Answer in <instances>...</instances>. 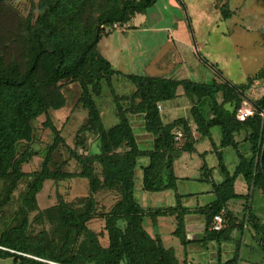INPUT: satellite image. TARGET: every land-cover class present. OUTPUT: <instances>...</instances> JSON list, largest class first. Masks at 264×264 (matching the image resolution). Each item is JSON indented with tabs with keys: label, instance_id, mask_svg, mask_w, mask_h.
Instances as JSON below:
<instances>
[{
	"label": "trees",
	"instance_id": "1",
	"mask_svg": "<svg viewBox=\"0 0 264 264\" xmlns=\"http://www.w3.org/2000/svg\"><path fill=\"white\" fill-rule=\"evenodd\" d=\"M8 1L0 0V9L7 7ZM156 2L39 0L35 21L32 22L30 13L20 22L16 38L9 39V46L5 44L0 47V216L13 199L18 185L24 180L28 181L27 192L13 220L18 224L0 230V248L52 264H187L183 251L191 242H187L185 237L186 211L179 207L164 212H147L135 197V170L139 159L148 160L147 166L142 169V191L155 194L176 189L178 179L173 170L174 155L195 152L196 140L187 121L178 120L164 125L159 114L158 105L175 99L178 87H182L184 96L191 102V116L200 138L210 140L211 129L218 127L220 148L237 151L235 137L243 131L248 134L247 154L238 153L239 162L232 174L224 165L221 152L214 150L222 176L220 184L212 182V170L205 164L202 166L203 180L213 184L215 201L199 211L205 221L203 239L199 244H229L234 242L233 232L238 231L243 237L247 229L264 237V225L247 208L249 195L253 191L257 190L264 200V153L263 167L260 165L264 146V96L252 102L255 106L252 117L244 121L236 118V112L244 100L243 95L254 83H264V67L246 84L233 89L224 82L196 84L122 75L99 51L101 39L111 34H106L101 27L114 23L123 26L135 15H145ZM8 50L14 55L10 60L4 55ZM63 81L79 86L78 103L86 112V122L78 130L81 136L76 147L84 146V134L96 137L97 144L94 151L87 154H79L76 148H67L68 161L74 160L80 170L75 174L63 172L62 165L54 171L48 166L50 155L64 143L50 116L67 103L60 85ZM119 82L124 83L126 90L123 93L118 92ZM103 97L112 100L111 113L117 120L109 128L104 125L106 121L98 105ZM203 100L211 103L212 118L208 121L198 109ZM227 104L231 105V110L225 108ZM136 115L143 116V131L153 138L151 151L141 152L137 146L129 122V117ZM41 116L46 118L43 127L49 129L53 136L51 143L44 149L26 147L22 154L19 153L20 144L28 145L33 141L32 123ZM175 129H180L181 138L178 141L175 140ZM122 149L124 151H119ZM33 157L42 159L40 169L25 174L22 167ZM77 178L86 180L89 185L90 197L80 201L84 206L73 209L59 200L56 206L45 212L56 214L60 221L62 243L50 248L28 243L21 233L27 226L28 213L37 210L36 197L43 185L47 181L57 184ZM237 178H241L246 185L244 195L235 191ZM112 191L118 193V199L107 212H96L94 194ZM235 200L244 202L242 218L228 210L229 202ZM166 212L174 216L171 237L177 242V248L167 245L159 235H150L144 226L146 220L150 221L151 228L156 226L158 218L166 216ZM220 213L223 217L222 228L213 231V219ZM4 218L8 220L5 226L8 227L12 220L0 217V223ZM96 218L102 224L99 232L87 226L89 221ZM81 236L84 239L76 246L75 242ZM102 238L106 239V245L101 244ZM240 250L237 244L233 257L225 263L221 260V253H218L216 264H238ZM262 252L264 254V249ZM15 253L0 250V258L13 257L21 264H48Z\"/></svg>",
	"mask_w": 264,
	"mask_h": 264
},
{
	"label": "rangeland",
	"instance_id": "2",
	"mask_svg": "<svg viewBox=\"0 0 264 264\" xmlns=\"http://www.w3.org/2000/svg\"><path fill=\"white\" fill-rule=\"evenodd\" d=\"M38 1L9 0L7 7L0 9V47L5 44L9 46V39L16 38L20 22L26 19L30 13L32 22L35 21ZM156 28L163 30L155 33L153 30ZM165 29H168L169 33H166ZM122 30L126 33L121 35L119 34L121 31H117L112 33L108 40L115 39L119 44L125 40L127 47L122 51L117 46L119 55L111 54L112 56L109 57L114 63V67L123 75H161L163 73L159 72L160 70H164L166 66L171 68L174 65L173 78L178 77L182 81L198 84L224 82L236 87L246 84L264 67V0H157L154 7L148 9L145 15H135L122 26ZM167 34L172 36L174 42ZM102 40L107 41L104 37ZM4 55L9 60L14 56L10 50L5 51ZM171 61H173L172 64H170ZM123 84L122 82L117 84L119 93L126 90ZM60 85H62V93L67 103L60 111L54 114L50 113V116L64 143H61L50 155L48 166L54 171L62 165L63 172L75 174L80 170L74 160L68 161L67 148H76L79 154L93 152L97 146L96 137L84 134L82 135L85 140L84 146L76 147V142L81 136L78 135V130L86 122V112L78 103L79 86L67 81H63ZM244 96L251 102L259 100L264 96V83L261 81L254 83ZM98 105H100L103 118L106 121V123L103 121L106 128L115 125L117 120L111 113L112 100L103 97L98 101ZM162 105L172 108L170 107L171 103H162ZM225 108L231 110L232 107L227 104ZM172 112L176 114L174 118L184 116L182 110L172 109ZM54 115L56 117L62 115V119L59 121ZM67 115L68 118L64 120ZM45 122L46 118L41 116L32 123L33 141L28 145L20 144L19 153L22 154L26 147L39 150L51 143L53 136L49 129L43 127ZM134 125L137 124L134 123ZM211 132L214 136L220 135L218 127L211 129ZM96 151L94 153H97ZM119 151H124V149ZM215 160L216 158L212 159V161ZM208 162L211 163L209 160ZM41 163V158L33 157L28 164L22 167V171L25 174L38 171ZM212 177L214 180L221 178L219 173L213 174ZM241 181L243 182L242 179ZM1 188L2 183H0V192ZM27 189L28 181L26 180L18 185L13 199L3 209V214L0 216L2 218L9 217L12 222L8 227H5L8 220L2 219L0 230H6L11 225L13 227L18 224L13 220L18 214ZM135 195L139 203L142 196H139L137 184H135ZM249 196L248 210L253 211L252 213L258 216V221L264 225V200L261 198V194L256 190ZM89 197V185L84 179H70L57 184L47 181L36 197L37 210L28 213L27 226L21 235L27 239L28 243L34 245L43 244L49 248L59 246L62 243L60 235L63 234L59 225L60 221L56 214L45 213L46 210L56 206L59 200L73 209L82 208L84 204H80V201ZM118 197L116 191L95 193L93 198L97 204L96 212H107ZM149 203L151 204V201ZM243 212L244 207L240 213L235 214L236 217L242 218ZM150 224V221L146 220L144 226L152 235L149 229ZM87 226L99 232L102 224L100 219L96 218L89 221ZM246 233L243 237L238 231L232 233V236L237 234L234 236V242L224 246L225 249L232 250L228 258L234 255V250L239 244L241 261L238 264H247L244 262L246 260L254 264H264L262 252L264 237L255 235L252 229H247ZM83 239V236L78 238L75 242L76 246ZM101 244L106 245L105 238L101 239ZM23 255L27 258L32 257Z\"/></svg>",
	"mask_w": 264,
	"mask_h": 264
},
{
	"label": "crops",
	"instance_id": "3",
	"mask_svg": "<svg viewBox=\"0 0 264 264\" xmlns=\"http://www.w3.org/2000/svg\"><path fill=\"white\" fill-rule=\"evenodd\" d=\"M162 30L163 29L156 28L153 31H155V33L156 32L158 33V32H162ZM165 31L166 33H169L168 29L167 30L165 29ZM125 33L126 32L122 30L119 34L123 35ZM111 35L112 33L104 37L107 40L105 42L104 40L101 39L99 43V51L101 55L111 64V66L116 71H118L114 67L115 65L112 62L111 58L109 57L112 56L111 54L114 55L116 54L117 56L119 55V50H117V46L122 51L127 46L125 40H123L121 44H119L115 39L108 40V38ZM167 36H169V38L172 39V42H174L171 35L167 34ZM172 62L173 61H171L170 64H172ZM181 63H183V61ZM164 68H165L164 70L159 71L163 73L161 75H157V74L149 75V76L146 75L145 77H158V78H165L171 80L178 79V77L173 78L174 76H172L174 65L171 68L168 66ZM175 81H182V80L178 79ZM168 103H171L170 107L172 108L165 107L164 105H162V103L158 105L159 114L162 123L164 125H168L178 120L187 121L188 126L192 131L193 137L196 140V144L194 146L195 152L176 153L174 155L173 170L175 177L178 179L176 182V189L175 191H167V192H161L155 194L145 193L144 191H142V169L147 166L148 160L146 158L139 159L137 169L135 170L137 190L139 196H142L139 204L147 212L149 211L164 212V211H168L169 209H175V208L178 209L179 207L180 209L182 208L184 211H186V215L184 217L185 237L187 242L188 241L191 242V244L185 247V251H183V253L186 254L185 259L187 264H198V263L216 264L217 260L219 259L218 253H221L220 257L222 262L224 263L233 257L232 256L231 258H228L229 255H231L232 250L230 248L225 249L224 246L226 243H223L220 246L214 242L208 243L206 246L199 244V242L203 239L204 226H205L204 218L201 216L199 211L215 201V192H214L213 184H211V181H209L211 180L210 178L208 180L209 182L207 181L205 182V180H203L202 175L204 172L202 171V166L203 164H205L208 169H211L212 175L213 174L216 175L217 173H219L220 175L217 166V159L215 161H212L213 158H216V154L214 152V150H216L217 152H221L223 156V163L226 166L228 172L232 174L239 162L237 156L238 153L247 154L246 151L249 147V144H247L248 134L247 132L243 131L235 137V140L238 143L237 151H235L232 148L221 149L220 148L221 134L218 136H214L212 135V132H210V140L209 138H200V136L197 134L196 125L191 116L192 105L189 99L184 96L182 87L177 88L175 99L163 102V104H168ZM172 109L176 111L177 110L184 111V116L182 118H174L176 114H173ZM198 109L205 120L208 121L212 118L210 101L203 100L198 105ZM61 117L62 115L56 118L59 120L62 119ZM66 117H68V115ZM129 122L131 124L139 150L141 152L151 151L153 138L150 134H147L143 131L144 128L143 116L136 115L134 117H129ZM134 123L137 125H134ZM173 132L175 133V135L180 134V129H175ZM248 154H249V150H248ZM208 160L211 161L210 164ZM211 178L213 179L212 182H214L215 184H220L222 182L221 179L222 176L217 180H214L213 177ZM246 190H247L246 185L241 181V178H237L235 181L236 193L239 195L241 194L244 195L246 194ZM148 200L149 202L151 201V204L148 202ZM243 205L244 202L242 201H238V200L231 201L228 204V210L237 215V213L241 212V209L244 207ZM256 217L258 216L256 215ZM173 221H174V216H172L169 212H166V216L159 217L157 221V225L151 228V224H150L149 229L151 234L156 236L157 235L161 236V238L164 239L167 245H172L173 247L177 248V242L171 237V233L173 232L174 229ZM236 235L234 234L232 238L235 239L234 236ZM230 244L232 243H229L227 245ZM0 250L9 253H15L13 251H9L4 248H0ZM15 254L23 255L20 253H15ZM224 254L226 255L224 256ZM28 258L35 259L32 257H28ZM240 261H241V257H240ZM244 262H247V264H254L248 260ZM0 264H21V263L19 262V260L17 261L14 260L13 257H6V258H0Z\"/></svg>",
	"mask_w": 264,
	"mask_h": 264
},
{
	"label": "built area",
	"instance_id": "4",
	"mask_svg": "<svg viewBox=\"0 0 264 264\" xmlns=\"http://www.w3.org/2000/svg\"><path fill=\"white\" fill-rule=\"evenodd\" d=\"M103 28L104 32L107 33H114V32H119L122 31V25L118 23H114L108 27H101ZM254 107L251 105V103L247 100H243L240 108L236 112V118L238 121H244L247 118H250L254 115ZM263 116V114H261ZM181 138L180 134H176L175 140L178 141ZM223 225V217L222 213L219 215L215 216L213 219V231H220Z\"/></svg>",
	"mask_w": 264,
	"mask_h": 264
},
{
	"label": "water",
	"instance_id": "5",
	"mask_svg": "<svg viewBox=\"0 0 264 264\" xmlns=\"http://www.w3.org/2000/svg\"><path fill=\"white\" fill-rule=\"evenodd\" d=\"M229 86L232 87L233 89H235L234 86H232L230 84H229ZM243 99L249 101L251 103V105H253V107H255L254 104L247 97H245L244 95H243ZM263 153H264V146H263V150H262L261 157H260L261 168L263 167ZM43 262H45V261H43ZM45 263H48V262H45ZM48 264H51V263H48Z\"/></svg>",
	"mask_w": 264,
	"mask_h": 264
}]
</instances>
